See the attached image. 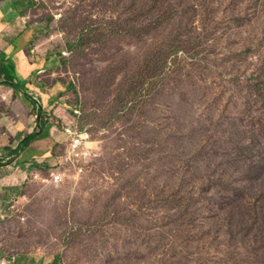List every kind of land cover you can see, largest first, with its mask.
I'll use <instances>...</instances> for the list:
<instances>
[{
    "label": "rangeland",
    "instance_id": "rangeland-1",
    "mask_svg": "<svg viewBox=\"0 0 264 264\" xmlns=\"http://www.w3.org/2000/svg\"><path fill=\"white\" fill-rule=\"evenodd\" d=\"M7 3L3 48L19 36L55 58L47 75L68 86L93 156L59 185L30 176L0 256L264 264V0ZM17 98L0 87V113Z\"/></svg>",
    "mask_w": 264,
    "mask_h": 264
},
{
    "label": "crops",
    "instance_id": "crops-1",
    "mask_svg": "<svg viewBox=\"0 0 264 264\" xmlns=\"http://www.w3.org/2000/svg\"><path fill=\"white\" fill-rule=\"evenodd\" d=\"M7 2L0 0V87L26 101L17 98L11 113H0V221L19 203L30 176H40L43 169L50 171L59 165L62 155L58 153L68 141L64 127L74 123L68 86L47 75L55 58L40 61L24 54L25 44L17 41L19 36L3 48L5 35L12 28L11 22H2L3 15L11 11ZM16 29L21 32L23 27ZM12 51L18 52L8 55ZM5 80L16 86V92L4 85ZM27 138L31 139L26 142ZM2 261L8 262L3 257L0 264Z\"/></svg>",
    "mask_w": 264,
    "mask_h": 264
},
{
    "label": "built area",
    "instance_id": "built-area-1",
    "mask_svg": "<svg viewBox=\"0 0 264 264\" xmlns=\"http://www.w3.org/2000/svg\"><path fill=\"white\" fill-rule=\"evenodd\" d=\"M80 117V111L75 110L73 125H65L64 127V133L68 141L59 165L50 170L49 181L53 184L59 185L68 179L83 175L92 159L93 154L89 147L92 145L91 136L87 131L80 130ZM1 264H8V262L2 261Z\"/></svg>",
    "mask_w": 264,
    "mask_h": 264
},
{
    "label": "trees",
    "instance_id": "trees-1",
    "mask_svg": "<svg viewBox=\"0 0 264 264\" xmlns=\"http://www.w3.org/2000/svg\"><path fill=\"white\" fill-rule=\"evenodd\" d=\"M0 74H1V72H0ZM4 85H7L9 88L13 89L16 92V86L14 84L10 83L8 80H5ZM30 139L31 138H27L26 142L29 141ZM58 260H59V257L56 259L54 264H57Z\"/></svg>",
    "mask_w": 264,
    "mask_h": 264
}]
</instances>
